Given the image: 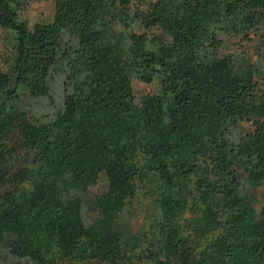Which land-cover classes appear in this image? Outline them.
I'll return each mask as SVG.
<instances>
[{
    "label": "trees",
    "instance_id": "16d2710c",
    "mask_svg": "<svg viewBox=\"0 0 264 264\" xmlns=\"http://www.w3.org/2000/svg\"><path fill=\"white\" fill-rule=\"evenodd\" d=\"M29 1L0 0V264H264V0H55L31 28ZM249 33L254 62L205 52ZM108 171L130 190L91 194Z\"/></svg>",
    "mask_w": 264,
    "mask_h": 264
},
{
    "label": "rangeland",
    "instance_id": "374dc122",
    "mask_svg": "<svg viewBox=\"0 0 264 264\" xmlns=\"http://www.w3.org/2000/svg\"><path fill=\"white\" fill-rule=\"evenodd\" d=\"M136 3L138 2L135 0ZM55 12V0H30L28 2V5L24 8L22 12V18L26 21V24L29 28H31L34 24H46L47 22H50L52 17L54 16ZM5 28L0 27V71H3L5 69L3 65V59H5L8 55V49H9V43L6 40L5 36ZM151 33L153 35H157L160 32L158 30H152ZM249 39H243L240 40V37H230V38H224L223 45L217 49L216 51L212 50H205L206 53L209 54H218V55H226L231 54L233 56H238L240 54V51L243 50L247 53L249 61L254 62L256 60L255 51L257 47V35H253V33H249L248 35ZM60 80H62V74L58 77ZM131 88L132 93L134 95V98L137 99L139 95L150 92L152 90V86L143 84L135 79L131 80ZM261 88L264 91V85L261 86ZM53 94L54 97H58V87L56 84L53 85ZM37 111L39 113H46L48 110V107L45 105L43 100H35L34 101ZM242 126L250 127L249 123H244ZM20 164V159L17 158L15 161V164L13 167H16ZM132 186L131 180L128 178L127 175L122 173H116V172H106L101 173L100 177L96 184L90 187V193H99L102 191H113V192H119V193H127ZM261 192V188H257V202L255 204L256 212H260L261 210H264V198H262L259 193ZM138 197L140 198V208H132L131 210V226L135 230L142 224V208L143 200L138 194ZM3 199L0 198V201ZM189 216H185L184 218V224L189 225L190 220L188 218ZM191 225V224H190ZM188 235L190 238V242L192 245L197 244V238L195 237V233L192 230H188ZM78 264V263H76ZM93 264V263H88Z\"/></svg>",
    "mask_w": 264,
    "mask_h": 264
}]
</instances>
